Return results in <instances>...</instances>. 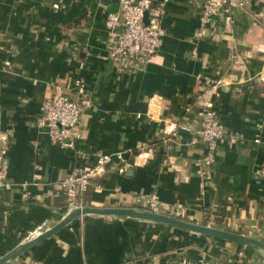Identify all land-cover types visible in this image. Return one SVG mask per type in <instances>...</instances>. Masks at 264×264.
Listing matches in <instances>:
<instances>
[{
  "label": "crops",
  "instance_id": "1",
  "mask_svg": "<svg viewBox=\"0 0 264 264\" xmlns=\"http://www.w3.org/2000/svg\"><path fill=\"white\" fill-rule=\"evenodd\" d=\"M117 10L112 0H0V139L10 140L14 183L0 199V258L64 218L69 209L59 184L75 167L92 164L96 152L124 151L127 165L113 159L80 206L143 208L156 192L166 208H184V220L264 242V182L257 176L264 161V0H245L232 23L218 17L203 33L199 0H169L163 44L134 72L108 57L106 16ZM201 74L223 80L221 121L243 137L220 142L210 171L207 144L196 135ZM77 78L91 104L82 139L63 148L34 120L57 93L55 83L77 98ZM199 260L264 264V250L166 223L87 213L3 264Z\"/></svg>",
  "mask_w": 264,
  "mask_h": 264
},
{
  "label": "built area",
  "instance_id": "2",
  "mask_svg": "<svg viewBox=\"0 0 264 264\" xmlns=\"http://www.w3.org/2000/svg\"><path fill=\"white\" fill-rule=\"evenodd\" d=\"M112 1L117 4L118 10L109 12L106 16L110 44L108 57L122 72L144 69L154 60L167 34V29L162 22L169 0ZM199 3L198 15L202 33L218 17L226 23H232L234 21L233 9L245 6V0H199ZM147 15L148 18H146ZM199 79L202 90L199 94L201 107L197 113L200 126L196 135L199 140L207 144L208 150L203 162L210 171L217 161V149L220 142L227 141L234 144L243 137L239 132L227 131L221 121L217 100L220 97L223 80L203 74L199 75ZM54 86L57 93L43 101L40 113L34 120L35 125L48 133L52 143L63 148H75L77 140L83 137L82 115L85 108L90 106L91 98L88 96L85 81L81 78L73 82L77 98L64 93L60 84L55 83ZM174 129V125H170L169 131L174 132ZM254 142L259 144L261 137H255ZM9 145L8 138L0 139V199L14 186L8 178L9 165L6 154ZM92 156L94 158L92 164L75 167L59 184L57 195L66 197L69 210L80 206L79 197L89 190L92 180L99 176L113 159L119 160L124 166L127 165L124 151L96 152ZM83 157L88 158L90 155L85 154ZM257 176L264 182V161L258 168ZM142 209L181 219L185 215L184 208L178 206L166 208L156 192L144 198ZM38 234H33V237ZM183 264L228 263H210L199 260L197 262L184 261Z\"/></svg>",
  "mask_w": 264,
  "mask_h": 264
},
{
  "label": "water",
  "instance_id": "3",
  "mask_svg": "<svg viewBox=\"0 0 264 264\" xmlns=\"http://www.w3.org/2000/svg\"><path fill=\"white\" fill-rule=\"evenodd\" d=\"M148 18V15L147 17ZM87 213H96V214H105V215H119L126 216L131 218H137L142 220H150L161 223L170 224L173 226H177L180 228H184L187 230H191L194 232L215 236L219 238H223L226 240H230L232 242L241 244V245H252L261 248L264 250V242L251 238L244 234H237L228 230L215 228L209 225L196 224L181 218L173 217L171 215L152 212L142 208H132V207H112V208H98L92 206H77L71 208L68 213L64 216V218L52 226L51 228L46 229L41 232L37 236L32 239L20 244L10 252L6 253L4 256L0 258V264H3L21 253L27 251L31 247H33L38 242L44 240L45 238L56 234L61 228L70 223L74 218Z\"/></svg>",
  "mask_w": 264,
  "mask_h": 264
}]
</instances>
